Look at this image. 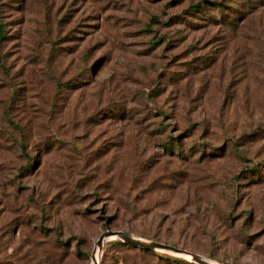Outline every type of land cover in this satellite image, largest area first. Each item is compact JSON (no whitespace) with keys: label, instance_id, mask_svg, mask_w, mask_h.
I'll list each match as a JSON object with an SVG mask.
<instances>
[{"label":"rangeland","instance_id":"rangeland-1","mask_svg":"<svg viewBox=\"0 0 264 264\" xmlns=\"http://www.w3.org/2000/svg\"><path fill=\"white\" fill-rule=\"evenodd\" d=\"M1 1L0 264H264V0Z\"/></svg>","mask_w":264,"mask_h":264},{"label":"water","instance_id":"water-1","mask_svg":"<svg viewBox=\"0 0 264 264\" xmlns=\"http://www.w3.org/2000/svg\"><path fill=\"white\" fill-rule=\"evenodd\" d=\"M119 236L120 238L124 239L125 241L146 247V248H153V249H165L170 251H175L177 253L181 254H191V258L199 263L202 264H216L210 259H207L203 257L200 253L186 249L181 248L177 245L170 244L163 241L158 240H148L144 239L142 237L136 236L132 234L131 232L127 230H121V229H106L103 231L100 236L98 237L97 244L103 247L104 242L107 238H112ZM96 244V245H97Z\"/></svg>","mask_w":264,"mask_h":264},{"label":"trees","instance_id":"trees-1","mask_svg":"<svg viewBox=\"0 0 264 264\" xmlns=\"http://www.w3.org/2000/svg\"><path fill=\"white\" fill-rule=\"evenodd\" d=\"M2 1L0 0V40L5 37L6 35V24L4 22V19H3V14H2ZM200 5H203V4H200V3H197L195 6H200ZM13 127L18 129L20 131V133L22 132L19 125L17 124V122L10 118L9 119V122L6 124L5 126V129L9 130L8 133H9V136L10 137H14L13 139L17 140V137L14 135V130H13ZM19 146L21 147V149L23 151H26V144L24 142V139L21 138L20 141H19ZM28 165V164H27ZM27 167V166H26ZM114 243H126V244H131V245H136V246H140V245H137V244H134V243H131V242H128V241H124V240H121V239H117V240H114ZM143 247V246H142ZM146 248V247H144Z\"/></svg>","mask_w":264,"mask_h":264},{"label":"bare ground","instance_id":"bare-ground-1","mask_svg":"<svg viewBox=\"0 0 264 264\" xmlns=\"http://www.w3.org/2000/svg\"><path fill=\"white\" fill-rule=\"evenodd\" d=\"M100 249L102 250V247H101L100 245L97 244V246H96V250H95V252H94V253H95V257H94V259H95L96 264H99V261H100V259H99V257H100V253H101ZM185 255L191 257V254H185ZM214 263H215V262H214Z\"/></svg>","mask_w":264,"mask_h":264}]
</instances>
